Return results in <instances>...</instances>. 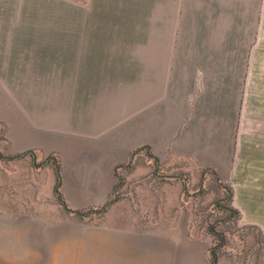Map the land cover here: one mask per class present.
Returning a JSON list of instances; mask_svg holds the SVG:
<instances>
[{"label":"crops","instance_id":"1","mask_svg":"<svg viewBox=\"0 0 264 264\" xmlns=\"http://www.w3.org/2000/svg\"><path fill=\"white\" fill-rule=\"evenodd\" d=\"M78 3L97 18L138 26L77 27L76 42L52 43L51 0H0L6 152L19 161L45 159L46 192L52 195L58 171L71 209L119 196L103 223L77 235V259L210 264L211 237L191 232L182 186H132L139 172L131 171L119 194L118 169L142 148L159 163L229 185L236 225L264 238V0ZM86 33L139 41L85 42ZM217 264H235L234 257L221 255Z\"/></svg>","mask_w":264,"mask_h":264},{"label":"rangeland","instance_id":"2","mask_svg":"<svg viewBox=\"0 0 264 264\" xmlns=\"http://www.w3.org/2000/svg\"><path fill=\"white\" fill-rule=\"evenodd\" d=\"M51 11L49 41L52 43L76 42L77 27H121L132 23L128 19L97 18L98 12L92 13L88 3L76 4V0H51ZM60 27L67 29L68 33L59 34ZM83 41L138 42L139 36L86 33ZM3 128L0 124V152L3 156H10L6 152ZM54 161L49 162L55 165ZM32 162L0 157V264H81L76 257L77 235L82 237L83 231L86 234L92 226L103 223L107 209L102 210L101 206L66 209L54 192L49 195L45 190L48 179L45 159ZM131 171L139 172L136 178L129 180L132 186L137 180L158 190L163 182L182 186L181 207L189 213L191 232L197 236H210L212 242L214 236L207 231V224L225 216L224 212L216 211L214 203L226 196V191L213 175L162 164L156 158L138 152L118 169L119 194L124 193L122 187ZM117 197L115 194L110 199ZM252 227H240L230 220L220 224L219 230L226 233L220 256L231 254L235 264H264V238Z\"/></svg>","mask_w":264,"mask_h":264},{"label":"trees","instance_id":"3","mask_svg":"<svg viewBox=\"0 0 264 264\" xmlns=\"http://www.w3.org/2000/svg\"><path fill=\"white\" fill-rule=\"evenodd\" d=\"M4 132H5V129H4ZM142 149H146V148H142ZM142 149H138L137 151L133 152V156L136 153L140 152ZM145 154L150 156L148 151H145ZM0 157L7 158V159L15 158V156H11V155L10 156H3V154H1V152H0ZM54 159H55V161H54ZM51 160H53L55 162V167L58 168L59 161L56 158L49 156V161H51ZM58 178H59V173L57 171V181H56V184L54 186L53 192L56 195V197L58 198V202L61 205H63L66 209H68V207H67V205H66L65 201L63 200V197L60 193V189H59L60 182H59ZM217 180L219 181L218 178H217ZM219 183L221 184L222 189H224L226 191V196L224 198H220V199L216 200L214 203V207H215L216 211L224 212L225 216L216 218L213 222H210L207 224V231L210 232V234L214 236L212 239L211 245L208 249V256H209L210 264H217L218 258L220 257V248L225 243L226 233L224 230H219V228H218L219 225L225 223V221H228V220H230L232 223H236V221L239 217L238 210L231 205V198H232L231 187L229 185L222 183L221 181H219ZM112 201H113V199L112 200L109 199L100 208L102 210L107 209L108 205L110 203H112ZM252 228H255V227H252ZM255 229H257V228H255Z\"/></svg>","mask_w":264,"mask_h":264}]
</instances>
